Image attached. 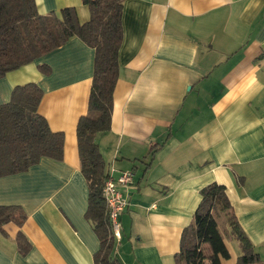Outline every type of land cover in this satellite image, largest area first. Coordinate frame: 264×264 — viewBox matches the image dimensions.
<instances>
[{"label": "crops", "instance_id": "1", "mask_svg": "<svg viewBox=\"0 0 264 264\" xmlns=\"http://www.w3.org/2000/svg\"><path fill=\"white\" fill-rule=\"evenodd\" d=\"M35 4L44 16L74 8L80 23L90 17L81 0ZM122 29L111 128L97 139L107 173L133 174L120 189L129 205L116 259L175 264L200 190L215 182L264 264V0H126ZM93 68L94 50L74 37L0 79V105L15 87L37 85L38 114L64 136L62 160L0 177V206L26 215L21 228L3 226L0 264H93L100 245L85 217L76 138ZM220 230L229 254L221 264H236L239 245ZM18 232L30 244L25 255Z\"/></svg>", "mask_w": 264, "mask_h": 264}, {"label": "trees", "instance_id": "2", "mask_svg": "<svg viewBox=\"0 0 264 264\" xmlns=\"http://www.w3.org/2000/svg\"><path fill=\"white\" fill-rule=\"evenodd\" d=\"M81 1L90 13L85 23L79 22L74 8H65L59 15L44 16L38 13L35 0H0V79L74 37L94 50L87 113L76 126L80 171L88 187L85 217L91 222L100 245L93 264H120L114 255L116 241L102 195L107 172L97 139L111 128L126 0ZM39 69L44 74L49 73L48 67ZM42 95L37 85L29 83L15 87L10 101L0 105V177L25 172L43 157L63 159V134L51 131L38 114ZM161 146L150 147L151 157ZM200 197L191 224L182 231L180 250L174 255L175 264H221V259H228L221 226L239 245L236 264H263L236 218L226 188L210 183L200 190ZM25 220L21 207L0 206V233L4 234L2 228L9 223L21 228ZM15 242L20 254L25 255L30 250L21 232Z\"/></svg>", "mask_w": 264, "mask_h": 264}, {"label": "built area", "instance_id": "3", "mask_svg": "<svg viewBox=\"0 0 264 264\" xmlns=\"http://www.w3.org/2000/svg\"><path fill=\"white\" fill-rule=\"evenodd\" d=\"M114 169L107 173V179L103 185L102 195L105 200L111 232L116 242H119L121 235L120 215L127 208L128 199L120 189L127 187L133 180L132 172H120L117 177H114Z\"/></svg>", "mask_w": 264, "mask_h": 264}]
</instances>
